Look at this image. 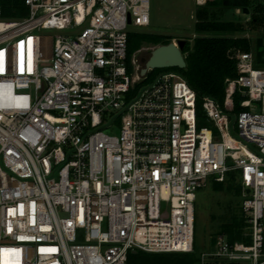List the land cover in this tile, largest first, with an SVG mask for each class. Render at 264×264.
Segmentation results:
<instances>
[{"label":"built area","instance_id":"obj_1","mask_svg":"<svg viewBox=\"0 0 264 264\" xmlns=\"http://www.w3.org/2000/svg\"><path fill=\"white\" fill-rule=\"evenodd\" d=\"M24 2L0 16V264L192 252L196 193L230 171L249 241L219 234L199 264H264V62L239 51L223 105L205 96L200 116L179 71L129 69L130 25H150L151 0Z\"/></svg>","mask_w":264,"mask_h":264},{"label":"trees","instance_id":"obj_2","mask_svg":"<svg viewBox=\"0 0 264 264\" xmlns=\"http://www.w3.org/2000/svg\"><path fill=\"white\" fill-rule=\"evenodd\" d=\"M1 18L11 19L24 16L28 7L24 0H0ZM247 7L250 10V19L228 20L219 18L221 11ZM220 10V12L218 11ZM197 21L195 30L200 34L195 37L193 45L186 43L183 53L186 54L187 66L185 68L171 67L179 71L187 79L197 93V108L201 116L205 96L215 98L223 105L225 99V80L236 77L237 58L239 51H253L258 62H264V0H207L196 11ZM251 31L255 39L247 36H231L234 33ZM218 33L219 35H213ZM211 34V35H209ZM169 43L171 38L164 34L147 32L129 33L128 65L133 70V53L142 41ZM165 68L152 69L147 79L153 78L157 72ZM241 96L235 95V111L241 110L239 103ZM237 177L236 171H230L226 180L230 187H236L241 192L240 182L234 184ZM243 211V210H242ZM244 215L234 216L233 219L223 224L221 233L227 234L230 241L245 240L243 236L246 226ZM196 248V245H194ZM200 256L196 250L192 252H146L134 251L129 253L128 264H199Z\"/></svg>","mask_w":264,"mask_h":264},{"label":"rangeland","instance_id":"obj_3","mask_svg":"<svg viewBox=\"0 0 264 264\" xmlns=\"http://www.w3.org/2000/svg\"><path fill=\"white\" fill-rule=\"evenodd\" d=\"M199 6L197 0H151L150 25L136 26L132 24L130 25V30L131 32L164 34L169 36L171 41L186 39L187 43L193 45L195 37L200 35L194 28L197 21L196 11ZM218 11L220 12V10ZM220 13L222 14L221 16L219 15V18L228 20L247 21L251 17L250 14L245 13L241 8L228 9ZM41 33L55 37L59 34L71 32L70 30L50 28L41 30ZM212 34L219 35L218 33ZM231 36H247L252 37L253 40L255 39L254 34L249 30L244 33H234ZM160 44L162 42L142 41L140 47L133 53L136 74H140L152 50ZM239 176L240 173L237 172L238 178L235 179L234 183L236 186L239 183ZM242 201L241 192L236 187H230L227 182H216L213 177L209 179L205 187L198 190L195 200L196 248L194 247V250L197 251L199 256L201 252L215 248L217 237L222 234L223 224L230 222L236 215H243ZM225 235L227 236V234Z\"/></svg>","mask_w":264,"mask_h":264},{"label":"water","instance_id":"obj_4","mask_svg":"<svg viewBox=\"0 0 264 264\" xmlns=\"http://www.w3.org/2000/svg\"><path fill=\"white\" fill-rule=\"evenodd\" d=\"M243 11L247 14L250 13L247 7ZM186 43V39H178L177 41H170L169 43L160 44L155 47L146 60L145 66L141 69V75L144 76L149 70L158 68H185L187 61L183 48Z\"/></svg>","mask_w":264,"mask_h":264}]
</instances>
